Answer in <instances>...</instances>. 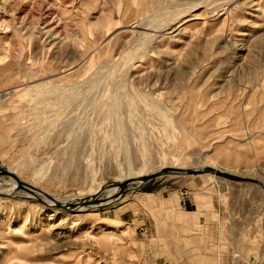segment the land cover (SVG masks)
Returning a JSON list of instances; mask_svg holds the SVG:
<instances>
[{
    "label": "rangeland",
    "instance_id": "374dc122",
    "mask_svg": "<svg viewBox=\"0 0 264 264\" xmlns=\"http://www.w3.org/2000/svg\"><path fill=\"white\" fill-rule=\"evenodd\" d=\"M40 85L60 101L39 104ZM147 164L264 183V0H0V167L77 208ZM13 184L0 264H264L255 183L166 174L83 214Z\"/></svg>",
    "mask_w": 264,
    "mask_h": 264
},
{
    "label": "bare ground",
    "instance_id": "6f19581e",
    "mask_svg": "<svg viewBox=\"0 0 264 264\" xmlns=\"http://www.w3.org/2000/svg\"><path fill=\"white\" fill-rule=\"evenodd\" d=\"M224 4H222V3H217V4H215V7H213L212 9H213V11H215V10H217L218 9V7H222ZM185 12H187V11H185ZM189 17H191V18H189V19H187V20H184V24H186V23H188V22H191V21H193V20H196L197 19V17H195V16H189ZM179 17H177L176 19H178ZM142 20V19H141ZM147 21V20H146ZM145 21V19H143L142 20V22H140V24L139 25H145L147 22ZM171 21V20H170ZM173 22H174V20H172ZM171 24V22L170 23H167V25H166V27L167 26H169ZM183 24V23H182ZM143 27V26H142ZM163 28V27H162ZM145 35H147V34H145ZM152 35V34H151ZM143 36V33L142 32H140L139 33V36H138V38L139 37H142ZM137 38V39H138ZM150 38V37H149ZM153 40V39H152ZM151 41V40H150ZM148 48V47H147ZM145 49V51H143V53H141V54H139L138 56H133V58L131 59V61L127 64V66L126 67H128L129 65H131L132 63H133V59L134 60H137V59H140V60H142V59H144L145 60V58H146V60H147V55H148V52H150L148 49ZM131 67H132V65L131 66H129V70H127L126 72H130V70H131ZM128 69V68H127ZM101 75V74H100ZM98 79V78H97ZM94 81V80H93ZM52 89H54V88H51V87H49V86H47V85H40V86H38V88H37V99L39 100V104H41V103H44V102H46V101H49V100H51V99H53L54 100V102H55V100L56 101H60V99L62 98V96L59 94L60 93V90H59V92L57 93V94H53L52 95V93H53V91L54 90H52ZM67 90V89H66ZM65 90V91H66ZM56 91V90H55ZM62 91H64V90H62ZM66 92H68V91H66ZM69 92H70V89H69ZM62 94V93H61ZM74 95V94H73ZM67 96H69V94L67 95ZM99 100V99H98ZM53 102V101H52ZM47 103V102H46ZM37 104V103H36ZM59 104V103H58ZM45 105V104H44ZM47 105V104H46ZM50 105V104H49ZM42 106V105H41ZM44 107V106H43ZM56 107V105H54V107L53 108H55ZM38 108V107H37ZM129 113V112H128ZM220 167V166H219ZM4 167L3 166H1L0 167V170L1 169H3ZM165 168V166H162V167H148V164H147V168H146V170L144 171V173H142V174H137V175H134V174H130L127 178L128 179H131V178H133V179H135V178H140V177H142V176H150V175H153V174H155L156 172H159L160 170H162V169H164ZM221 168V167H220ZM223 168H225V167H223L222 166V169ZM4 169H8V168H4ZM9 171H11V172H14V170H12V169H8ZM16 173V172H15ZM125 177L124 176H122L121 178H118V179H115L114 181H111V182H105L102 186H100V187H98L96 190H93V191H91V193L90 194H87V195H82V197H81V199L80 200H82V202H81V206L80 207H75V206H77V204H73L74 202L73 201H67V199L66 200H60L59 201V199L57 200V198H54L53 200L52 199H49V198H47L46 196V199L45 200H43L41 197H39V195L38 194H41V192L42 191H40V190H37L35 187V189H33V190H29V191H27V189H24V190H26L27 192H28V194H30L31 195V197H33V198H37V199H41L45 204H47V205H49V206H52V205H54L55 204V201H59L61 204H63V205H67V206H69V208H71L72 210H70V211H72V212H74V213H76V214H83V213H85V212H93V211H95V210H98L101 206H103V205H107V204H110V203H112L113 201H112V197H113V195L112 196H106V198H101V193H99V192H101V191H105V190H107V189H109L110 191L109 192H111V193H116V196H119L120 195V193H121V184L125 181V180H127V179H124ZM10 181V180H9ZM9 181H5V182H8L9 183ZM14 181H15V184H13V185H11L10 187H8L7 189H6V192H7V194H12V193H16L17 191H19V183L17 182V180H15L14 179ZM12 183V182H11ZM9 186V185H8ZM32 186V185H31ZM98 186V185H97ZM33 187V186H32ZM28 188V187H27ZM4 189V188H3ZM3 192V191H2ZM1 192V193H2ZM4 194V193H3ZM97 194H100V195H97ZM2 195V194H1ZM74 195H76L75 193H74ZM13 196V195H12ZM15 196V195H14ZM44 196V195H43ZM115 196V195H114ZM39 197V198H38ZM66 198V197H65ZM64 198V199H65ZM56 199V200H55ZM72 199V198H71ZM86 199V200H85ZM91 200H93V202H96V204H93V205H90V204H88V205H85V206H83V203H85V202H90ZM38 201V200H37ZM58 208V207H57ZM69 212V211H68Z\"/></svg>",
    "mask_w": 264,
    "mask_h": 264
},
{
    "label": "water",
    "instance_id": "95a60500",
    "mask_svg": "<svg viewBox=\"0 0 264 264\" xmlns=\"http://www.w3.org/2000/svg\"><path fill=\"white\" fill-rule=\"evenodd\" d=\"M206 173H210V174H213L215 176H218V177H221V178H225L227 180L255 183V184L259 185L264 190V183L262 181L258 180V179H255V178H252V177H247V176H244V175L242 176V175L229 173L227 171H224L222 169L215 168V167H212V166H204V167L195 168V169H193V168H179V167L169 166V167H166V168L160 170L159 172H156L155 174L150 175V176H142L140 178H135V179L131 178V179L125 180L121 184L122 188H121L120 195L119 196L115 195L111 199H112L113 202L117 201L118 199L122 198L125 194H127V193H129V192H131L133 190L140 189L141 185L146 183V182H148L149 180L161 177V176L166 175V174L200 175V174H206ZM0 176H8V177H11V178L17 180V182L19 183V187L22 188V189H27V191L35 189L31 185H28L26 182L21 181V179H19L17 174L9 171L8 169H4V168L1 169L0 170ZM132 183H134L135 186H132L131 188H129V185H131ZM103 192H104V190L99 192V193L102 194ZM41 194H43L44 196H46L49 199H52V200L54 199L53 196H51V195H49V194H47V193H45L43 191L41 192ZM97 195H100V194H97ZM88 204L93 205V204H96V202H93V200H91L90 202L83 203V206L88 205ZM52 206L61 208L63 210H67L69 212H72V211H70L72 209L69 208V206H67V205L65 206V205L61 204L59 201H55V204L52 205ZM103 206H106V205H103ZM103 206H101V207H103Z\"/></svg>",
    "mask_w": 264,
    "mask_h": 264
},
{
    "label": "crops",
    "instance_id": "0c3cea01",
    "mask_svg": "<svg viewBox=\"0 0 264 264\" xmlns=\"http://www.w3.org/2000/svg\"><path fill=\"white\" fill-rule=\"evenodd\" d=\"M170 197H171V195L169 194V196L166 199H170ZM172 197H174V196H172ZM171 201H172V203L167 205L166 210H169V211H180L179 214H182V213H199L200 214L199 217H204L206 215L205 212L209 210V209H207L208 207H206V205L204 203H203V205L205 206V208H204V206L202 204H200V208H199V204H195L193 202L191 205L195 206V210L194 211H190L188 209V206L182 204L181 202L177 204L174 201V198H172Z\"/></svg>",
    "mask_w": 264,
    "mask_h": 264
}]
</instances>
